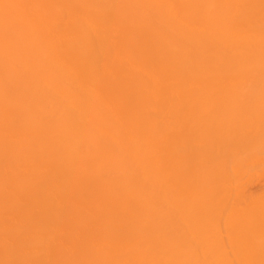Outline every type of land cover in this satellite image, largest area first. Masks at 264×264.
<instances>
[{
	"label": "bare ground",
	"instance_id": "1",
	"mask_svg": "<svg viewBox=\"0 0 264 264\" xmlns=\"http://www.w3.org/2000/svg\"><path fill=\"white\" fill-rule=\"evenodd\" d=\"M260 179L264 0H0V264H264Z\"/></svg>",
	"mask_w": 264,
	"mask_h": 264
},
{
	"label": "rangeland",
	"instance_id": "2",
	"mask_svg": "<svg viewBox=\"0 0 264 264\" xmlns=\"http://www.w3.org/2000/svg\"><path fill=\"white\" fill-rule=\"evenodd\" d=\"M258 167L261 168V171H262V169H263V168H262V165H260V166H258ZM259 168H258V169H259ZM256 169H257V168H256ZM257 173H258V172H257ZM254 178H255V177H254ZM260 180H261V179H260ZM261 181L264 182V179L261 180ZM245 185H246V184H245ZM251 187H252V186H250V187L247 189V191H250V188H251ZM253 189H255V187H254ZM253 189H252V190H253ZM253 191H254V190H253Z\"/></svg>",
	"mask_w": 264,
	"mask_h": 264
}]
</instances>
